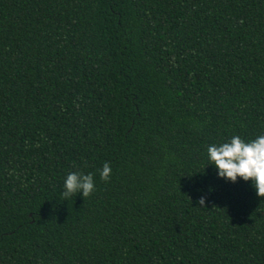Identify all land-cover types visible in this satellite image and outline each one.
I'll list each match as a JSON object with an SVG mask.
<instances>
[{"label":"trees","instance_id":"16d2710c","mask_svg":"<svg viewBox=\"0 0 264 264\" xmlns=\"http://www.w3.org/2000/svg\"><path fill=\"white\" fill-rule=\"evenodd\" d=\"M261 134L264 0H0V264H264Z\"/></svg>","mask_w":264,"mask_h":264},{"label":"clouds","instance_id":"9594fccd","mask_svg":"<svg viewBox=\"0 0 264 264\" xmlns=\"http://www.w3.org/2000/svg\"><path fill=\"white\" fill-rule=\"evenodd\" d=\"M209 165L216 169L218 179L236 183L238 178L244 182H251L258 197H264V134L255 139L244 141L238 135L219 144L207 147ZM111 167L105 162L99 171L101 180L107 182L111 176ZM95 190V182L91 172L85 174L80 171H70L63 180L61 195L65 198L80 194L89 196ZM201 197L199 204H204Z\"/></svg>","mask_w":264,"mask_h":264}]
</instances>
